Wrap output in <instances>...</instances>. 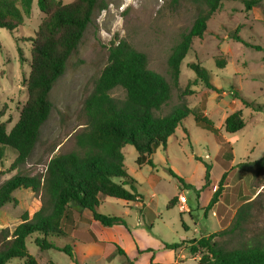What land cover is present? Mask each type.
<instances>
[{
    "label": "rangeland",
    "instance_id": "374dc122",
    "mask_svg": "<svg viewBox=\"0 0 264 264\" xmlns=\"http://www.w3.org/2000/svg\"><path fill=\"white\" fill-rule=\"evenodd\" d=\"M60 1L67 4L73 0ZM246 1L250 0H223L220 10L208 22V33L203 39L194 40L182 63L179 85L172 87L171 99L163 108V114H166L178 106H186L208 117L233 148L232 168L225 170L223 164L226 161L217 159L222 145L215 135L189 115L183 122L186 131L177 129L175 136L168 140L166 149L159 148L150 158L152 165L144 163L139 166L135 148L132 145L125 147V168L137 182L134 190L140 197L141 206L127 208L126 201L106 197L103 201L107 203H103L100 210L103 214L123 217L129 229L138 218L142 221L153 219L155 239L165 244H176L193 236L199 238L207 232L206 227L210 232H220L230 226L237 209L247 197L251 198L250 201L255 200L253 223L248 226L247 236L264 232V167L251 166L264 156V110L254 111L236 97L239 93L255 104L264 105V0H259L251 8H247ZM103 6L106 8L103 9ZM202 10L204 7L190 0H98L92 22L68 59L64 75L51 91L52 111L41 128L39 141L30 158L25 164L15 166L16 153L4 148V156L0 159V186L18 174L41 176L52 157L78 152L75 136L86 125L84 102L108 64V48L113 38L125 39L136 50L145 53L149 69L172 83L168 74L171 50L182 34L192 27ZM44 18L37 0H34L30 16L24 18L19 29L12 33L0 28V121L6 125L8 132L18 123L28 100L30 40ZM234 34L249 46L233 40ZM191 64L208 71L206 78L211 87L197 77L190 68ZM115 96L123 97L120 91ZM235 111L243 113L246 126L234 135H227L224 121ZM196 159L212 166L211 180L214 183L217 181L215 190L222 175L228 172L224 181L227 188L226 191L224 188L219 200L222 215H219L218 207L212 214L217 218L210 214V210L204 212L198 208V202L202 203L205 199L202 192L200 197L194 190H183L169 173L171 169L178 177L187 181L191 179L189 183L200 190L196 188L197 181L204 180L202 172H205V167ZM126 188L132 191L130 185ZM183 194L187 197L186 205L191 204L194 208L193 220L189 214L184 215L190 226L187 231L182 227L179 208L184 205L179 200ZM13 197L16 203L6 204L0 209V230L14 231L27 211L35 212L38 206L40 208L45 203L31 189L17 190ZM174 198V206L169 207ZM122 212H128V216H123ZM223 220L226 222L222 226ZM196 229L201 233H196ZM147 230L152 231L150 226ZM38 236L34 234L27 240L28 251L38 263H69L64 252H41L34 244ZM54 242L61 246L68 244L62 238H55ZM108 247L105 246L106 261L95 256L90 257L89 262L124 263V257ZM76 261L73 260L74 263ZM8 264L22 262L12 260Z\"/></svg>",
    "mask_w": 264,
    "mask_h": 264
},
{
    "label": "trees",
    "instance_id": "16d2710c",
    "mask_svg": "<svg viewBox=\"0 0 264 264\" xmlns=\"http://www.w3.org/2000/svg\"><path fill=\"white\" fill-rule=\"evenodd\" d=\"M190 1L204 7V10L198 13L192 27L182 34L180 41L171 50L168 74L172 83L149 69L145 53L136 50L125 39L113 38L108 48V64L84 102L86 125L75 136L78 152L52 157L41 176L18 174L0 186V209L6 204L16 203L13 193L22 188L31 189L45 200L35 212L27 211L22 217V223L14 231L0 230V264H8L12 260H19L22 264H40L27 247V240L34 234L40 235L35 238L34 244L41 252L55 250L72 258L70 248L59 247L54 242L55 238L65 239L69 227L75 229L70 210H89L94 220L103 227L127 228L123 217L106 215L100 211L102 199L106 197L140 202V197L134 190L137 182L125 168V147L132 145L135 148L139 166L144 163L152 165L150 158L159 148L166 149L168 140L175 136L177 129L186 131L183 122L189 115L194 117L197 124L215 135L217 142L222 145L217 159L226 161L223 164L225 170L232 168L233 148L226 141L223 132L208 117L186 106H178L163 114V108L171 99L172 87L177 88L179 85L181 66L192 49L194 40L203 39L208 33V22L220 10L223 2ZM258 2L259 0H250L245 4L247 8H251ZM33 3L34 0H0V28L12 33L19 29L24 18L30 16ZM97 3L98 0H73L67 4L60 0H37L39 10L45 18L30 40L32 49L31 71L27 81L28 100L18 123L10 132L0 121V159L4 156V148L16 153L15 166L25 164L30 158L39 141L41 128L52 111L51 91L64 75L68 59L78 48L92 22ZM232 38L249 46L237 34ZM190 68L211 87L205 68L196 64H191ZM118 91L122 93V98L115 96ZM238 94L236 97L246 107H252L257 112L264 110V105L255 104ZM245 126L243 113L235 111L226 117L224 132L234 135ZM196 160L202 162L200 159ZM202 163L205 167V184L200 190L187 184L171 169L169 173L177 179L183 190H194L199 196L211 185L212 166ZM251 166L264 167V156L251 163ZM227 173L222 175L206 211L219 202ZM127 185H130L133 192L126 188ZM175 200L176 198L172 199L168 206H174ZM250 200L251 198L246 197L242 201L232 223L222 231L182 243L166 244L164 248L177 250L184 244H189L190 252L200 255L198 264H264V232L247 236L248 226L253 223L254 218L252 211L255 200ZM222 212L219 204V215ZM225 222H221L222 226ZM181 223L186 229L182 217ZM74 234L79 233L74 231ZM87 235L91 236L88 242L105 244L92 234ZM117 251L124 257V264H134L122 249L117 247Z\"/></svg>",
    "mask_w": 264,
    "mask_h": 264
},
{
    "label": "crops",
    "instance_id": "0c3cea01",
    "mask_svg": "<svg viewBox=\"0 0 264 264\" xmlns=\"http://www.w3.org/2000/svg\"><path fill=\"white\" fill-rule=\"evenodd\" d=\"M234 165V162H232ZM202 176H205V172H202ZM185 180V179H184ZM187 180H185L186 182ZM189 182H192L190 179L187 181V184H190ZM198 185L196 186L197 189H201L205 181L204 180H198ZM217 181L214 183L211 180L210 187L206 188L201 195H204V201L202 203L198 202V208L203 210L205 212V208L210 203L213 193H214V187L216 186ZM225 191L227 186L224 187ZM200 195V197H201ZM182 196H185L183 194ZM139 199V198H138ZM187 199V197H186ZM180 200V199H179ZM142 202V201H141ZM107 203V201H103L102 204ZM182 203V202H181ZM221 203L218 202L216 206H213L210 209V214H215V209L218 207V205ZM127 208L130 207H138L141 206L140 202H126ZM223 204V203H222ZM102 206V205H101ZM181 217L184 221V224L186 225V231L189 230L190 226L186 223V220L184 219V215L187 213L193 220V210L194 208L191 206V204L188 206L186 203L184 205L179 206ZM187 208L186 212L181 211L182 209ZM101 210V208H100ZM127 210V209H126ZM70 216L74 219V230H72L73 227H69L67 229L68 236L65 238L68 241V244L65 245L72 251V258L68 256L69 263L68 264H92L89 262L90 257H98L102 260H107L108 257H106V251L105 246L108 245L110 251L112 249L115 250V252L118 253L117 247L122 249L127 257L130 260L134 261V264H198L199 261V254H192L190 252V245L184 244L181 248L177 250H166L165 243L161 240L155 239V235L153 233L154 229V220L147 219L146 221H142L141 219H136V222L132 228H126L124 226H114V227H103L100 223L94 220L93 214L89 210H83L81 212L70 210L69 211ZM109 215H116V214H109ZM122 215L127 217L128 212H122ZM117 216V215H116ZM213 217L217 218L216 216L212 215ZM209 217V215H208ZM199 222V221H198ZM196 223V222H195ZM151 227L152 231H148L147 227ZM74 231L79 234H74ZM197 231V229H196ZM195 231V232H196ZM205 234H201V237L208 236L212 233H215V231L210 232L208 228L206 227ZM92 234L97 238L98 241L105 243L104 245L95 243V242H88L91 238V236L87 234ZM196 233H201L199 230ZM194 238H186L184 241H189L192 239H199L196 236H193ZM181 242V243H182ZM59 247L60 244H57ZM111 247V248H110ZM149 250H152L151 252H148ZM163 250H166L165 252ZM164 252V253H163ZM186 253V254H185ZM189 254V255H188ZM77 260L76 263L73 262V260ZM111 261V260H110ZM53 264H57L53 261ZM122 264H124L122 262Z\"/></svg>",
    "mask_w": 264,
    "mask_h": 264
},
{
    "label": "built area",
    "instance_id": "2783aa9c",
    "mask_svg": "<svg viewBox=\"0 0 264 264\" xmlns=\"http://www.w3.org/2000/svg\"><path fill=\"white\" fill-rule=\"evenodd\" d=\"M180 202H182L183 204H185L187 202V199L185 196H181L180 197Z\"/></svg>",
    "mask_w": 264,
    "mask_h": 264
}]
</instances>
